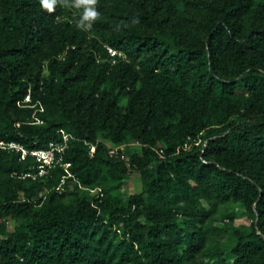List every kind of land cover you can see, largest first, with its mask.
I'll return each instance as SVG.
<instances>
[{"label":"trees","instance_id":"trees-1","mask_svg":"<svg viewBox=\"0 0 264 264\" xmlns=\"http://www.w3.org/2000/svg\"><path fill=\"white\" fill-rule=\"evenodd\" d=\"M96 8L83 31L81 9L0 0V141L71 137L69 167L34 181L0 151V264H264V0ZM233 204L249 224L219 228Z\"/></svg>","mask_w":264,"mask_h":264},{"label":"built area","instance_id":"built-area-1","mask_svg":"<svg viewBox=\"0 0 264 264\" xmlns=\"http://www.w3.org/2000/svg\"><path fill=\"white\" fill-rule=\"evenodd\" d=\"M109 57L111 58V63L114 64L116 59L125 60V56L112 48H105ZM29 99L26 97L24 102H28ZM62 134L61 143H49L46 148L43 149H27L24 146L14 143V142H4L0 141V151L16 154L18 156L19 162H24L27 159L32 160V165L30 166L27 174H24L22 178H31V180H39L46 177L49 172L56 166H61L65 170L69 167V164L62 163V154L67 149L68 140L71 138L67 134ZM89 155L92 156L94 153V147L90 146ZM162 153V151H160ZM107 156L108 158L127 162V157L123 152V147H116L113 145H107ZM64 179H61L60 184L55 188V191L60 194L63 192ZM91 195L101 197V191L99 189L89 190Z\"/></svg>","mask_w":264,"mask_h":264},{"label":"rangeland","instance_id":"rangeland-1","mask_svg":"<svg viewBox=\"0 0 264 264\" xmlns=\"http://www.w3.org/2000/svg\"><path fill=\"white\" fill-rule=\"evenodd\" d=\"M126 149L137 150L138 146L130 145V146H127V148L126 147L124 148V150ZM140 190H141V184H140V179H139L138 174L134 171L129 172L125 191L128 194H130V193H139ZM229 213L233 214L234 216L233 221L231 222L227 220L222 221L218 224L219 228H226L232 222H233V225L235 226L242 225V224H246V225L249 224V220L246 217L245 211L238 204L231 205L229 208ZM6 224H7V231L11 232L14 226L18 224V221L15 219H8L6 221ZM226 237H227V232L224 229V232L221 234V236L218 239H216L213 243L215 245L222 246L226 242L225 241ZM222 248H223V252H226L228 250L227 247H222Z\"/></svg>","mask_w":264,"mask_h":264},{"label":"clouds","instance_id":"clouds-1","mask_svg":"<svg viewBox=\"0 0 264 264\" xmlns=\"http://www.w3.org/2000/svg\"><path fill=\"white\" fill-rule=\"evenodd\" d=\"M57 3H61L65 7L82 10L76 27L83 31H90L93 23L100 17V13L96 8L98 0H40V6L48 13L55 11ZM133 21V23L139 22L136 19H133Z\"/></svg>","mask_w":264,"mask_h":264}]
</instances>
